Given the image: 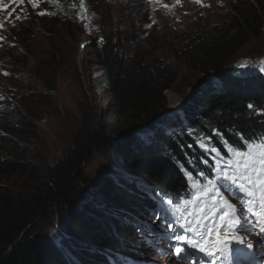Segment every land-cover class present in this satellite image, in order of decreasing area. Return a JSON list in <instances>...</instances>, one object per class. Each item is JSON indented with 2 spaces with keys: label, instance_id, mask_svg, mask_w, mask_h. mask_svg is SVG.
<instances>
[{
  "label": "rangeland",
  "instance_id": "rangeland-1",
  "mask_svg": "<svg viewBox=\"0 0 264 264\" xmlns=\"http://www.w3.org/2000/svg\"><path fill=\"white\" fill-rule=\"evenodd\" d=\"M80 1L86 18V23L81 22V32L68 30L62 24L64 22L50 18V14L55 13V8L50 5L54 0H35L38 7H33L29 0H16L9 8H0V24L3 25L0 33H3L2 39L7 40L2 45L7 43L19 59L14 67H9L5 63L7 49L0 51V63L5 65L3 69L0 67V101L4 100L7 110L3 115L11 116L8 121L22 129L21 137L17 139L20 146L22 145L21 156L11 158L9 149L2 146L5 150L3 157L11 161L22 158L24 161L23 174L15 177L0 175L1 198L7 194L15 204L32 199V178L38 175L36 172L39 171L42 175L48 166L53 167L66 160L74 149V136L84 125L107 127L106 134L110 136H117V131L127 129L123 133L127 138L117 148L122 145V149L129 150L131 147L136 150L137 144L153 149L156 146L152 139H157V134L171 132L169 125L159 123L154 130L132 135L146 125H136L128 129L131 125L124 118H104L103 111L108 109L109 98L102 89L95 86L100 69L95 59V49L90 46L94 36H109L114 43L124 46L123 52L142 59L146 65L166 63L178 68L176 82L163 94V102L155 107L166 106L161 117H165L164 120L167 118V121L184 108L186 99L195 92L193 89L197 81L205 77L201 71L202 62L206 63L209 59L196 56L194 52H191L192 57L188 55L197 45V40L201 37L207 39L215 27L228 24L241 9L254 4L264 6V0H202L201 3L196 0ZM41 12L46 14L40 15ZM21 33L25 40L20 36ZM84 42L85 47L80 50V45ZM262 56L264 29L257 37H251L241 50L230 56L231 63L227 65L232 66L244 59L252 61ZM43 64L54 67L56 80L53 83ZM25 117L32 120V126L28 130L23 126ZM0 134H3L1 130ZM148 138L152 139L144 143L143 140ZM260 145L262 144L252 145L245 151L237 152L241 155L231 153L227 157L219 156L220 160H215L213 164L207 160V164L212 166L211 171L201 166L195 168L196 172L185 170L188 192H178V197H171L173 205L171 202L168 209L156 204H160V201L157 194L153 193L157 189L154 183L138 175L124 177L126 184L129 179L136 180L141 186L148 184L154 189L145 201L152 207L151 220L142 219V222L149 221V225L156 227L158 233L141 244L140 259L135 260L130 254V259L126 254H114L117 260L112 257L106 259L113 264H117L118 260L139 264H264V233L260 232L259 226L251 227L258 217L248 211L250 207L254 212L262 211L261 199L264 191H261L260 178H264V172L261 171L264 166L258 160L264 149L259 148ZM111 150L100 148L97 153L94 152L95 154L92 153L86 158L83 167L85 177L94 181V178L105 175V160L115 158L116 161L118 158V152ZM250 152L255 159L249 157ZM130 156L131 152L123 155V162L127 167L139 163H128ZM225 173L236 176V183L224 179ZM246 177H251L254 183H249ZM119 180L118 177L112 178L115 183ZM241 184L245 185L247 191L241 190ZM91 190L89 188L85 192L91 194ZM248 192L254 195H249ZM103 199L108 206L114 207L107 198ZM225 200L233 206L235 212L223 203ZM225 213H229V216H225ZM120 217L123 220L128 219V216ZM233 217L241 219L242 222L246 221L245 227L251 230H233ZM110 220H113L112 217ZM36 221L41 227L35 226L36 230L32 233L59 232V227H64V223L56 217L42 222L37 218ZM48 221L49 226H46ZM109 223L102 225V231L109 235H113L116 227L129 228L125 222L113 225L112 228ZM135 227L138 230L139 225L136 224ZM234 234L242 237L244 243L221 245L223 250L216 251L215 243L218 238L227 239ZM177 235L199 243L206 251L183 244L181 246L184 252L176 255L174 237ZM40 238L44 237L41 235ZM118 240L122 243H133L134 237H118ZM28 242L31 243L32 239H28ZM248 244L252 247L249 248ZM59 245L62 246L61 243ZM95 247L103 248L104 252L110 251L106 243ZM208 251L214 254L208 255Z\"/></svg>",
  "mask_w": 264,
  "mask_h": 264
},
{
  "label": "trees",
  "instance_id": "trees-1",
  "mask_svg": "<svg viewBox=\"0 0 264 264\" xmlns=\"http://www.w3.org/2000/svg\"><path fill=\"white\" fill-rule=\"evenodd\" d=\"M79 3L80 0H59L60 9L52 12L50 18L64 22L68 30L83 31L81 22H85ZM254 5L241 9L228 24L215 27L207 39L199 38L188 52L190 57L194 52L196 56L209 59L202 62L201 71L205 77H213L200 87L197 85L202 79L198 80L184 108L172 120L165 121L166 118L160 122L173 129L171 134L162 132L155 140H143L147 143L152 139L156 147L137 144L136 150L122 149V145L117 148L123 143L120 137L127 129L117 131V137L106 134L107 127L87 124L74 136V149L66 160L48 166L42 175L36 172L40 176L32 178L29 202L15 204L7 194L0 196V264H100L104 249L95 246L108 243L113 248L120 236H133L137 241L135 238L139 239L142 234V230L120 228L113 235L102 231L105 222L110 225L122 220L120 216L137 217L134 209H139L148 198L136 180L129 179L126 184L124 177L138 175L150 183L157 182L167 194L177 196L178 192H188L185 170L196 172L195 168L201 166L211 171L207 160L213 164L220 160L219 156L227 157L264 143V67L263 71L259 64L227 69L231 65H227L231 63L229 57L264 29V6ZM20 36L24 38L23 33ZM114 42L105 35L94 36L90 41L100 69L95 86L109 98L104 118H124L131 125L128 129L147 125L165 112L166 106L155 107L163 102V94L176 82L179 70L166 63L146 65L142 59L123 52L124 46ZM4 48L7 49L5 63L14 67L19 61L17 54L8 45L0 51ZM43 68L48 69L53 83L56 80L54 67L43 64ZM5 113L2 110L0 114V130L4 134L0 137V175L15 177L25 172L23 159L11 161L2 154L4 148H8L11 158L21 156L22 145L17 139L22 129L13 126L8 121L11 116L5 117ZM31 121L28 117L23 120L26 130L32 126ZM100 148L118 152V158L105 160V175L89 180L83 174L85 160ZM126 152H131L128 163H139L127 167L123 162ZM116 177L120 178L118 183L112 181ZM89 188L91 194L85 192ZM103 197L114 207L108 206ZM54 217L64 223L59 232L32 233L35 226H40L37 218L42 222ZM45 225L49 226V221ZM41 235L44 238H40Z\"/></svg>",
  "mask_w": 264,
  "mask_h": 264
},
{
  "label": "snow or ice",
  "instance_id": "snow-or-ice-1",
  "mask_svg": "<svg viewBox=\"0 0 264 264\" xmlns=\"http://www.w3.org/2000/svg\"><path fill=\"white\" fill-rule=\"evenodd\" d=\"M29 2L32 3V6L33 7H38V3L35 2V0H29ZM177 2H179V0H177ZM196 2L197 3H201L202 0H196ZM81 6H83V5L81 4ZM165 7H167V5H165ZM39 14L40 15H44L46 13L41 12ZM16 18L19 19V17H16ZM0 27H3V25L0 24ZM251 107H252V105H249V108H251ZM258 147L261 148V149H264V144H262V145H260ZM236 154L237 155H241L240 153H236ZM248 155H249V157L251 159H255V157L252 156V153L251 152ZM258 162L262 166H264V151H261ZM245 166L247 167L248 165H245ZM261 171L264 172V167L261 168ZM223 178L226 179V180H230L233 183H236V181H237V177L236 176H234V175L233 176H228L227 173L224 174V177ZM246 179H248L249 183H254V181L251 180V177H246ZM260 182H261V185H262L261 191H264V178H260ZM210 183H211V181H210ZM240 188H241V190L247 191V189L245 188V185H243V184L240 185ZM248 194L249 195H254V193H252V192H248ZM223 203L228 208L232 209L233 212H235V209H233V206L232 205L228 204V201L225 200ZM261 209H262V211H260V212H254L252 210V208L250 207L248 209V211L251 212L252 215L258 217L257 222L255 224H253L251 227L252 228H255V227L259 226L260 232L261 233H264V197H262V199H261ZM225 216H229V213H225ZM245 224H246V221H243L242 222L241 219H236L235 217H233V219L231 221V227L236 232H238L239 230H244L246 232L247 231H250L251 228L245 227ZM174 239L176 241V244L174 245L176 255H181L184 252V248L181 246L183 244H187V245H189L191 247H198L200 249V251H206V249L204 247H202L199 243L190 241L185 236H179V235H177V236L174 237ZM232 242H237V243L243 244L244 243V240H243L242 237H240L239 235H235V234L232 235V236H230L227 239H225L223 237L218 238L217 241H216V243H215L216 251L223 250L220 247L221 245L227 246V245L231 244ZM248 247L251 248L252 245L251 244H248ZM207 254L208 255H213L214 253L211 252V251H208Z\"/></svg>",
  "mask_w": 264,
  "mask_h": 264
},
{
  "label": "water",
  "instance_id": "water-1",
  "mask_svg": "<svg viewBox=\"0 0 264 264\" xmlns=\"http://www.w3.org/2000/svg\"><path fill=\"white\" fill-rule=\"evenodd\" d=\"M81 50H82V48H81ZM237 63H239V61H237V62H236L235 64H233L232 66H236ZM232 66H228L227 69L231 68ZM212 77H213L212 75L205 77L204 79H202V80L199 82V84H198L197 86L200 87V86H203V85H205V84H208V82L210 81V79H211ZM164 118H165V117H161V116H160V117H158V116L155 117L150 123H148V124L146 125L147 128H146V127H141L139 130L135 131L132 135L142 134V133H145V132H147V131H149V130H152L153 128L155 129V128L158 126V124L164 120ZM125 138H127V137H125L124 134L120 137L121 140H122V139H125Z\"/></svg>",
  "mask_w": 264,
  "mask_h": 264
},
{
  "label": "clouds",
  "instance_id": "clouds-1",
  "mask_svg": "<svg viewBox=\"0 0 264 264\" xmlns=\"http://www.w3.org/2000/svg\"><path fill=\"white\" fill-rule=\"evenodd\" d=\"M84 43H86V42H84ZM0 67L3 69V66L2 65H0ZM5 71V70H4ZM4 102V100H2V101H0V114H1V111L2 110H4L5 112L7 111L6 110V106H5V104L3 103ZM3 103V104H2ZM180 112V111H179ZM4 135L3 134H0V137H3ZM156 186H158V187H160V188H162V186L161 185H159L157 182H155L154 183ZM140 189L142 190V189H145V190H151L152 188L149 186V185H145V186H142V187H140ZM109 247V249H111V247L110 246H108ZM114 248H117V246L115 247L114 246ZM103 253H106V252H103ZM102 253V254H103Z\"/></svg>",
  "mask_w": 264,
  "mask_h": 264
},
{
  "label": "bare ground",
  "instance_id": "bare-ground-1",
  "mask_svg": "<svg viewBox=\"0 0 264 264\" xmlns=\"http://www.w3.org/2000/svg\"><path fill=\"white\" fill-rule=\"evenodd\" d=\"M134 177H135V176H134ZM141 178H142V177H141ZM142 179H144V178H142ZM141 187H142V186H141ZM144 194L148 195V193H144ZM148 197H149V196H148ZM156 197L159 198V195L157 194ZM138 232H139V231H138ZM138 250H139V249H138ZM61 253H62V252H61ZM62 255H63V254H62ZM124 264H128V263L125 262Z\"/></svg>",
  "mask_w": 264,
  "mask_h": 264
}]
</instances>
